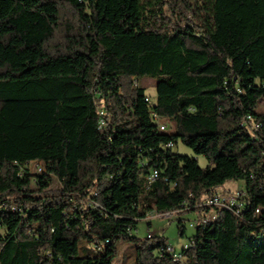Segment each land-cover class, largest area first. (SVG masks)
<instances>
[{"label":"trees","instance_id":"16d2710c","mask_svg":"<svg viewBox=\"0 0 264 264\" xmlns=\"http://www.w3.org/2000/svg\"><path fill=\"white\" fill-rule=\"evenodd\" d=\"M262 105L264 0H0V264H113L121 239L133 264H264ZM230 182L244 206L200 225ZM188 212L181 258L133 235Z\"/></svg>","mask_w":264,"mask_h":264},{"label":"rangeland","instance_id":"374dc122","mask_svg":"<svg viewBox=\"0 0 264 264\" xmlns=\"http://www.w3.org/2000/svg\"><path fill=\"white\" fill-rule=\"evenodd\" d=\"M157 81V77L144 76L138 80V84L145 87L147 94L155 99L157 95ZM259 109L264 111V105L260 106ZM163 122L167 125V132L175 130V120L173 118H164ZM174 151L179 154L194 156L202 167L209 165L207 159L203 155L195 154L191 148L181 142L177 143ZM36 166L37 164L35 162L30 165V171L34 174H37ZM242 185V182H230L225 186L224 191L233 192L242 187ZM54 187H59L57 180L54 181ZM197 216L198 214L196 212H188L179 215L174 214L170 217L168 215L153 213L138 222L136 229L133 230V235L141 239L146 238L148 234L164 237L167 239L168 243L178 250H181L183 245L196 234L197 229L195 226L191 225V223H198ZM180 219L183 221L182 226L185 228V234L183 236L180 234ZM117 246L118 256L115 258L113 264H133L136 256L133 242L121 239L118 241Z\"/></svg>","mask_w":264,"mask_h":264},{"label":"built area","instance_id":"2783aa9c","mask_svg":"<svg viewBox=\"0 0 264 264\" xmlns=\"http://www.w3.org/2000/svg\"><path fill=\"white\" fill-rule=\"evenodd\" d=\"M155 119L158 122V126L161 130H165L166 124L163 123L160 118L155 115ZM105 125V121L101 119L100 121V128L103 129ZM168 147H173L172 143H169L167 145ZM39 171H42V168L39 167ZM244 198L245 194L242 193L241 187L238 188L235 191H224V190H216L214 191L209 197H207L204 202L202 203L203 207H210L212 210L209 213H204L200 218H199V224L200 225H205L208 222L214 220L217 217V214L215 213L216 208H227L234 210L235 212H239V210L244 206ZM259 212V211H257ZM175 213H164L161 215H168L169 217L174 215ZM193 223H191L192 225ZM189 247V243H185L183 245V248ZM169 253L173 255L174 260L176 257H182L181 251L178 250L176 247L173 245L168 247Z\"/></svg>","mask_w":264,"mask_h":264},{"label":"bare ground","instance_id":"6f19581e","mask_svg":"<svg viewBox=\"0 0 264 264\" xmlns=\"http://www.w3.org/2000/svg\"><path fill=\"white\" fill-rule=\"evenodd\" d=\"M155 178H157V172H154L153 174H152V176H151V180H153V179H155ZM243 193V192H242ZM178 258H181V257H176V259H178Z\"/></svg>","mask_w":264,"mask_h":264}]
</instances>
